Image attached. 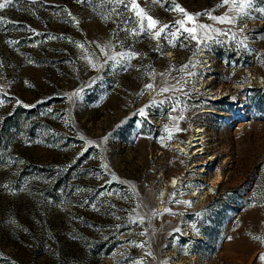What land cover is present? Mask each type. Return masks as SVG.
<instances>
[{"label":"rangeland","instance_id":"374dc122","mask_svg":"<svg viewBox=\"0 0 264 264\" xmlns=\"http://www.w3.org/2000/svg\"><path fill=\"white\" fill-rule=\"evenodd\" d=\"M221 2L137 0L159 38L127 2L0 9V264H264V0Z\"/></svg>","mask_w":264,"mask_h":264},{"label":"snow or ice","instance_id":"6c2138e0","mask_svg":"<svg viewBox=\"0 0 264 264\" xmlns=\"http://www.w3.org/2000/svg\"><path fill=\"white\" fill-rule=\"evenodd\" d=\"M115 2L119 3V4H125L127 2V4H129L131 6V9L135 12V15L140 19V31L141 32H144L146 30H155V31H153V36H154V38H159L165 32V30L168 28V25H163L162 27L159 28V30H156L159 22L156 19H154L152 16L148 15L144 11V9L140 8L139 4L137 3V0H115ZM10 3H11V0H3V2L0 3V9H4V8L8 7ZM229 3L232 5V8L235 9V11L238 14H240L241 16L245 15V9H249V8H252L254 6V0H222L221 4L218 5V7L223 6V5H227ZM174 10L179 11L181 13H184L185 19L188 22L195 23L194 15L188 14L184 8L180 7L179 5H176ZM259 11L264 12V9H259ZM195 15H209L211 19H213L219 23H222V24L223 23H227V24H235L236 23L235 16H229L228 13H225L224 15L219 16V17L211 16L210 13H208V12L197 13ZM185 19L177 20L175 22L176 25H179V27L177 28V32L187 33L188 38H190L191 40L197 41L198 44L201 43L202 40L197 35V27L200 29L207 30L209 28V26L208 25H198L197 27H188L185 24ZM240 31L243 32L244 29H240ZM172 35L175 37L176 33H172ZM233 39H235V36H233ZM80 47H83V45H80ZM121 55H124V54H121ZM132 55H135V53H133ZM109 59H115V57H109ZM92 67H96V65L93 64ZM185 67H187V66H185ZM161 75H163V74H161ZM145 87L148 89H151V88H153V84H146ZM160 91L167 92V91H169V88L163 87L160 89ZM73 95L79 96V93L78 92L73 93ZM18 103H20V102L18 101ZM25 106L27 107V105H25ZM138 114L140 116H144L145 112L143 109H141V110H139ZM179 119H184V117L180 116ZM180 130L181 129H179L178 127L176 128V131H180ZM169 138H171V133H169ZM175 183H176V181H173V184H175ZM172 195H175V194L173 193ZM177 203H179V201H177ZM184 203H191V202L185 201ZM165 211H169V210L165 209ZM197 215H199V214H197ZM253 238L256 240H259L261 243H264V237L255 236ZM228 239H231V237H228ZM141 247H142V245H141ZM148 255L150 256L151 253L149 252ZM258 259L261 261H264V253H259ZM135 264H142V262L137 261V262H135Z\"/></svg>","mask_w":264,"mask_h":264},{"label":"bare ground","instance_id":"6f19581e","mask_svg":"<svg viewBox=\"0 0 264 264\" xmlns=\"http://www.w3.org/2000/svg\"><path fill=\"white\" fill-rule=\"evenodd\" d=\"M201 131L203 130H200V128H197V130H194V134L192 135L193 136V139L190 141L192 143V146L193 147H197L194 143V141H198L199 139H201L202 135H201ZM195 132H198L197 134H195ZM218 178V175L215 177V179ZM219 179V178H218ZM169 181L171 182V184H173V181H176L177 182V178L176 176H173L172 179H169ZM218 181V180H217ZM199 193V192H198Z\"/></svg>","mask_w":264,"mask_h":264}]
</instances>
